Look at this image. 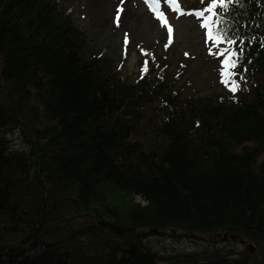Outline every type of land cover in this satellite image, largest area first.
Listing matches in <instances>:
<instances>
[{
	"label": "trees",
	"instance_id": "obj_1",
	"mask_svg": "<svg viewBox=\"0 0 264 264\" xmlns=\"http://www.w3.org/2000/svg\"><path fill=\"white\" fill-rule=\"evenodd\" d=\"M220 11L232 41L255 42L224 90L199 94L164 54L157 72L125 76L52 0H0V264H264V0ZM17 128L20 151L6 139ZM87 217L226 230L258 254L160 256L141 230L104 248L86 241L104 231Z\"/></svg>",
	"mask_w": 264,
	"mask_h": 264
},
{
	"label": "rangeland",
	"instance_id": "obj_2",
	"mask_svg": "<svg viewBox=\"0 0 264 264\" xmlns=\"http://www.w3.org/2000/svg\"><path fill=\"white\" fill-rule=\"evenodd\" d=\"M58 2L59 9L67 14L73 24L79 27L84 34L88 48L94 52H98L100 56L111 57L118 62L124 57L125 61L121 65V71L124 75L134 78L137 76L140 68V57L144 61L148 59L145 55H139L136 49L143 50L144 48L156 47L158 53L161 54L164 45L167 47L166 60L170 61L169 69L173 70L181 56H185L189 64V70L186 77L181 81V84L186 82V79L195 82L199 94H210L219 91L218 81L215 78L216 71L219 68L221 47L226 49L227 46L220 44V41L209 38L202 29L199 18H197L192 10H186L185 13L176 17L170 13V3L168 0H159V7L167 14V24L172 26L171 38L168 34L167 25H162L161 22H156L152 19V24H149L146 29L141 26L139 18L141 12L147 15L149 8L142 0H54ZM185 8L200 7L201 4L194 3V0H178ZM210 0H205V2ZM119 12L118 22L122 15L126 13L129 16L124 21L121 20V31L116 30L117 13ZM106 17L108 22L105 24L101 21L102 17ZM137 22H136V21ZM140 25V31L137 32L132 28L134 23ZM181 54V55H180ZM207 55L213 56L216 60L204 57ZM168 63V62H167ZM217 63V64H216ZM20 130H11L7 132V140L12 150H24L26 143L20 135ZM95 238L104 242L97 241L96 244H102L104 248L108 244H122L124 242L121 237L104 231H95ZM92 240L86 239L92 243ZM87 242L84 241L85 244ZM145 242L151 251L160 255L167 256L171 254H181L189 252H198L201 255H209L216 248L233 247L241 249L237 243L225 244L217 242L211 234L196 233V235H185L182 231H168L163 235H149L145 238ZM228 243V244H227ZM37 250H33L32 254H37Z\"/></svg>",
	"mask_w": 264,
	"mask_h": 264
},
{
	"label": "snow or ice",
	"instance_id": "obj_3",
	"mask_svg": "<svg viewBox=\"0 0 264 264\" xmlns=\"http://www.w3.org/2000/svg\"><path fill=\"white\" fill-rule=\"evenodd\" d=\"M146 2L149 4L151 11L160 19L161 24L167 25L168 34L169 37L171 38L173 31L172 26L167 24V20L165 18L164 13L158 11L156 7V5L159 3V0H146ZM231 2L232 0H210L206 8L202 10H193L197 17L203 16L205 12L209 14L207 16H203V20L201 21V24L202 27L208 29L207 32L208 36L216 40L217 42L223 40L228 44L233 43L229 35L226 34L227 29L222 27V24L224 23V20L227 17L228 12L225 11L223 13H219L216 11L217 7L223 8L225 5H228ZM168 3L170 4L174 3V0H168ZM118 17H119V12L117 13V22H118ZM222 51H224L225 56L220 63L225 65V67L220 69V76H221V81L225 84H228L229 80L233 76V72L231 71V69L234 68L236 66V63L238 62L237 59H234V57H237V53L232 51L231 49H225ZM232 84L235 85L236 82L233 80ZM231 90L236 91V86H233Z\"/></svg>",
	"mask_w": 264,
	"mask_h": 264
},
{
	"label": "bare ground",
	"instance_id": "obj_4",
	"mask_svg": "<svg viewBox=\"0 0 264 264\" xmlns=\"http://www.w3.org/2000/svg\"><path fill=\"white\" fill-rule=\"evenodd\" d=\"M129 16H126V13L124 14V16L122 15V17H121V20L122 21H124L126 18H128ZM130 18V17H129ZM152 19L154 20V18L152 17V15H147L145 12H141V16H140V18H139V22H140V24H141V26H143L145 29H146V27H148L149 26V24H152ZM121 20L117 23V25L115 26L116 28V30H120L121 31ZM101 21L103 22V23H107L108 22V20H107V18L106 17H102V19H101ZM136 21V20H135ZM135 21H134V23L132 24V28H133V26H134V30H136L137 32H139L140 31V29H139V27H140V25H138L137 26V24L135 23ZM137 22V21H136Z\"/></svg>",
	"mask_w": 264,
	"mask_h": 264
},
{
	"label": "water",
	"instance_id": "obj_5",
	"mask_svg": "<svg viewBox=\"0 0 264 264\" xmlns=\"http://www.w3.org/2000/svg\"><path fill=\"white\" fill-rule=\"evenodd\" d=\"M93 221H94L93 219H88V222H93ZM97 223L100 225H104L106 227H109V228L113 229L114 231L121 233V234H131L135 231V229L133 227H130V226L122 227V226L115 225V224L108 222V221L98 220ZM224 238H225V236H224Z\"/></svg>",
	"mask_w": 264,
	"mask_h": 264
}]
</instances>
